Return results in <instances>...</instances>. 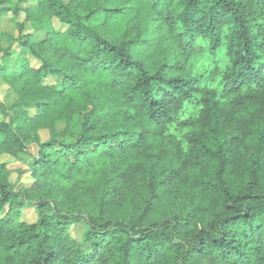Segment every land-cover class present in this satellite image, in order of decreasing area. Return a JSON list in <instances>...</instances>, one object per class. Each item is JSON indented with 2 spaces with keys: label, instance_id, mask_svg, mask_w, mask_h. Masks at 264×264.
<instances>
[{
  "label": "trees",
  "instance_id": "obj_1",
  "mask_svg": "<svg viewBox=\"0 0 264 264\" xmlns=\"http://www.w3.org/2000/svg\"><path fill=\"white\" fill-rule=\"evenodd\" d=\"M111 1L19 0L11 8L0 0V17L11 13L18 29L14 44L1 49L17 68L9 72L0 64V81L19 101L12 103L19 112L0 103V205L12 200L0 207V232L15 218L27 240L42 245L51 234L58 246L70 244L69 264H137L139 258L142 264H188L182 245L166 246L167 230L158 229L189 227L196 217L193 209L185 212L187 204L168 213L196 193L199 211L213 217L211 234L193 249L198 255H210V241L217 258L229 260L239 250V235L245 247L264 246V200L256 199L264 196V0H118L115 8ZM130 11L123 32L115 34L110 20ZM100 13L106 21L96 23ZM62 73L72 80L70 93L58 79ZM98 91L104 104L119 109L113 119L134 114L128 122L142 125L138 139L131 147L120 141L101 155L95 172L89 168L85 175L95 177V188L77 181L82 169L74 162V174L54 189L39 169L57 163L56 137L67 129L58 133L56 125L67 124L73 103ZM173 94L183 96L179 107L171 101L161 107ZM180 108L184 119H177ZM42 131L49 132L47 140ZM121 131L105 130L95 139ZM7 156L21 168L11 169ZM111 170L118 175L109 179ZM229 189L238 199L241 189L251 197L240 205L254 209V218L234 222L248 213L233 212L232 205L225 208L231 216H216V202ZM29 209L37 215L33 223L23 216ZM57 255L37 251L42 264H55Z\"/></svg>",
  "mask_w": 264,
  "mask_h": 264
},
{
  "label": "clouds",
  "instance_id": "obj_2",
  "mask_svg": "<svg viewBox=\"0 0 264 264\" xmlns=\"http://www.w3.org/2000/svg\"><path fill=\"white\" fill-rule=\"evenodd\" d=\"M101 3H105V0H101ZM105 6L108 5L105 3ZM103 59V56H101L97 63H100ZM153 70L154 69H149V71ZM185 76L187 78L186 73ZM97 78L100 81H103L105 76L102 72L98 71ZM58 79L62 80L64 89L70 93V90L73 87L72 80L64 76L63 73ZM229 86L231 87V85ZM189 87H191V85H189ZM99 96V91L95 94L85 95L83 102L73 103L70 106L67 113L68 122L65 124L67 131L62 132L61 135L56 137L58 143L55 144L53 149L54 154L52 159L57 161V163L54 166L48 165L47 169H39V172L41 173L40 178L48 180L54 189H59L64 186L65 175L74 174L69 171L73 167L74 162L77 167L82 169V172L76 176L77 181L83 180L86 187L95 188V177L92 175H85L89 168L92 167L93 172H95L96 169L93 165L97 163L101 155L109 154L120 144V141L123 140L125 142L123 145L124 147H131L138 139L136 133L142 129V125L133 121L136 123V126L133 127L132 124L128 122V118L134 116V114H121L113 119L115 113L119 109L104 104L102 100L98 98ZM182 99L183 96L177 97L173 94L170 97L164 98L161 101L160 106L163 107V105L168 104L169 101H171V104L179 107ZM189 99H191V96H189ZM14 101L17 103L19 102L15 95L6 100L0 95V103L5 104L10 111L15 110L19 112V109L12 107ZM184 104L187 105L186 100L184 101ZM33 111L35 110L33 109L30 111L29 115H31ZM184 112L185 108H180L179 113H177V119H184ZM73 114H75V119H73ZM97 117H99L98 122H96ZM85 122H87V124H85ZM118 129H123L124 131L119 132L117 135H102L100 139H95L97 133H103L105 130L115 131ZM89 136L93 138L88 139ZM56 153H59V155ZM78 153H82V155H78ZM117 175V170H111L108 178L111 179L113 176ZM115 182L116 181H113V183ZM224 187L228 188V185L225 184ZM139 191L143 194L142 189ZM94 194L95 193L92 195ZM3 195V193H0V200L3 199ZM242 199H251V197H245L244 190L241 189L238 199L236 196L232 195L231 189H229L228 193L216 202V216H231L232 213L225 211V208L227 205H232L233 212L241 214L248 213L247 216L240 215L234 222L240 223L254 218L255 210L248 207H242L240 205V200ZM256 199L264 200V196ZM200 202V198L196 193H190L187 201H177L176 205L169 210V215H175L179 213L183 204H187V207L184 209L185 212L189 209L195 210L193 215L196 218L192 220L189 227L185 228L183 232L174 230L175 224L172 226L165 225L163 228L158 229V231L167 230L166 235L168 236V239L164 240L166 246L170 247L173 243H177L178 246L182 245L180 255L184 260L188 261V264H264V246L255 244V247L252 245H247V247H245L247 241L244 239L243 235L238 236L239 250L234 251L229 260L217 258V253L210 241L208 245L210 255L207 257L197 254L199 252L198 247L196 248V251H193L201 237L211 234L210 224L213 217L211 214L199 211L198 205H200ZM11 204L12 200L9 199L7 203L0 205V207L7 209ZM18 223L19 221L14 218L13 222L8 224L3 232H0V264H42V261L38 260L37 257L38 250L42 253L47 251L56 252L58 255L55 264H69V260L65 259L67 249L70 247L68 242L65 241L63 247H60L56 244L55 237L51 234H49L50 238L47 241H44L42 245L41 243L36 242L35 237L31 240H27L24 230L16 227ZM253 227H255V225H253ZM201 228H209V232L202 233L200 232ZM260 229L264 230V224L260 225ZM41 231H43V229H41ZM236 231L238 233L241 231L244 232L245 228H239L236 229ZM21 239L26 240L23 246L20 245ZM9 245H15V247L10 248ZM29 245H31V247H29ZM49 245H51V247H49ZM241 249L246 255L241 256L239 254ZM137 264H142V258H139ZM181 264H183V261Z\"/></svg>",
  "mask_w": 264,
  "mask_h": 264
},
{
  "label": "rangeland",
  "instance_id": "obj_3",
  "mask_svg": "<svg viewBox=\"0 0 264 264\" xmlns=\"http://www.w3.org/2000/svg\"><path fill=\"white\" fill-rule=\"evenodd\" d=\"M65 2H69L70 0H64ZM11 8H15L17 4L19 3V0H8ZM120 5L118 0H112L109 4L110 7H118ZM34 13L37 17H40V11L38 9H34ZM133 16V12L130 11L127 16L125 17H116L114 19L110 20V24L112 26V30L115 34L119 35L123 32L128 20ZM107 15L105 13L98 14L97 17H95L96 23H103L106 21ZM14 18L11 13L5 14L0 17V64L4 63L7 65L9 72L14 71L17 67L16 63L12 61L11 59H4V53L1 49H7L12 44V40L18 37V29L16 27L15 22L13 21ZM0 95L4 97V99H9V93H8V87L1 83L0 81ZM75 119V117H74ZM65 124L64 122L57 123L56 125V131L58 133H61L65 130ZM41 137L43 140H47L49 138V132L48 131H42ZM4 161L10 163V168L15 170H18L21 168V164L19 162H16L12 160L11 157H4ZM16 174L14 173L12 176V180H15ZM25 221L28 223H33L37 220V215L33 209L25 210L23 213Z\"/></svg>",
  "mask_w": 264,
  "mask_h": 264
}]
</instances>
